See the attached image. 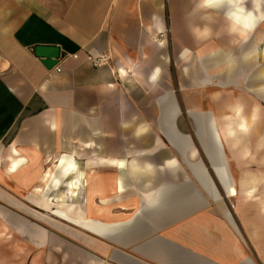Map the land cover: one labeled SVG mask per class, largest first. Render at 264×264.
<instances>
[{"label":"crops","instance_id":"obj_1","mask_svg":"<svg viewBox=\"0 0 264 264\" xmlns=\"http://www.w3.org/2000/svg\"><path fill=\"white\" fill-rule=\"evenodd\" d=\"M162 1L0 0V216L65 264H264L263 5L171 0L176 92Z\"/></svg>","mask_w":264,"mask_h":264},{"label":"rangeland","instance_id":"obj_2","mask_svg":"<svg viewBox=\"0 0 264 264\" xmlns=\"http://www.w3.org/2000/svg\"><path fill=\"white\" fill-rule=\"evenodd\" d=\"M159 4V9L164 13L165 16V29L162 32H157L151 35L154 42H165L166 44V53L163 55L171 54L172 55V61L168 62L170 68H172V71H175L173 73V78L170 80V85H173V88L176 92L183 91V88L181 86L180 80L177 78L179 76V60L177 59V53L175 52V49L177 48V44L180 42V38L178 36V29L180 25V21L175 17L174 11L171 9L173 7L174 3L171 2V0H163ZM261 3L263 5L264 10V0H261ZM252 2H247L246 5L250 6L252 5ZM190 5H192V0L190 2ZM179 6L182 7V3H179ZM214 22V21H210ZM256 29L253 31V41H257V38L260 37V35L264 34V18L260 20V22L256 25ZM264 37V36H263ZM213 42V38L207 39L205 41V44H209ZM205 45V46H206ZM207 47V46H206ZM207 56L209 55L208 52ZM257 61L255 63L254 72H259L260 68H264V40L262 43L258 45L257 48ZM171 57V56H170ZM213 65H209L207 68V71L212 69ZM208 77V75L206 76ZM171 79V78H170ZM209 80V79H208ZM229 84V83H228ZM231 89H235V85H228L225 90L222 89L224 92V96H228L231 92ZM206 90L209 93H214V90H216V87H214V82L209 83L206 86ZM219 90V89H218ZM220 91V90H219ZM79 196V195H77ZM15 232V231H14ZM14 232L12 230V226L5 220V217L0 216V264H65L66 261L63 259H54L49 257L51 256L50 251L47 247L43 250V248H40V250L36 249H29L28 245L24 242H18L20 241L17 236L14 235ZM13 235V236H12ZM21 237V235H19ZM26 249V250H25ZM42 251H44V255H42ZM41 252V253H40ZM55 253V252H53ZM61 253L56 252V255H60Z\"/></svg>","mask_w":264,"mask_h":264},{"label":"water","instance_id":"obj_3","mask_svg":"<svg viewBox=\"0 0 264 264\" xmlns=\"http://www.w3.org/2000/svg\"><path fill=\"white\" fill-rule=\"evenodd\" d=\"M37 56L41 57L42 62L50 69L55 67L61 60V50L58 46L40 45L35 48Z\"/></svg>","mask_w":264,"mask_h":264},{"label":"bare ground","instance_id":"obj_4","mask_svg":"<svg viewBox=\"0 0 264 264\" xmlns=\"http://www.w3.org/2000/svg\"><path fill=\"white\" fill-rule=\"evenodd\" d=\"M219 0H207V5L209 6L211 3H214V2H218ZM204 3V2H203ZM240 5V4H239ZM243 6V5H242ZM262 7V6H261ZM260 7V8H261ZM236 17L235 20H234V26H237V23L241 22V21H244V22H247L249 19H252L254 22H255V19L257 18V15L255 13H247V14H242V13H239V12H236ZM261 16V15H260ZM245 24V23H244ZM248 26V25H247ZM124 72V70H123ZM15 153H17L16 150H14ZM12 166H11V169L12 170H15L18 166H19V160L18 158H13V162H12ZM66 213V212H65ZM84 223V222H83Z\"/></svg>","mask_w":264,"mask_h":264},{"label":"built area","instance_id":"obj_5","mask_svg":"<svg viewBox=\"0 0 264 264\" xmlns=\"http://www.w3.org/2000/svg\"><path fill=\"white\" fill-rule=\"evenodd\" d=\"M92 62L95 66H99L100 64L109 62L110 58L108 54H102L101 56L92 58ZM58 71H61V67L56 65Z\"/></svg>","mask_w":264,"mask_h":264}]
</instances>
